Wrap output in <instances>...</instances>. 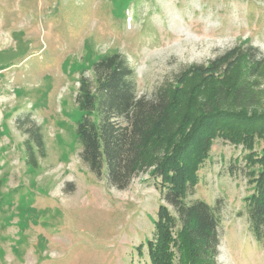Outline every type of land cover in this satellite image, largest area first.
I'll return each mask as SVG.
<instances>
[{"label": "rangeland", "instance_id": "1", "mask_svg": "<svg viewBox=\"0 0 264 264\" xmlns=\"http://www.w3.org/2000/svg\"><path fill=\"white\" fill-rule=\"evenodd\" d=\"M236 45L264 59V0H0V264H151L160 210L175 215L162 200L167 182L154 167L124 190L96 178L79 158L76 95L83 82L94 86L95 62L119 54L138 96L170 82L195 108L215 82L229 90L251 79L264 107V69L249 78L244 58L176 82ZM182 106L172 115L178 126ZM26 116L43 137L36 167ZM252 132L238 143L216 136L187 194L188 203L220 207L216 264H264V240L246 214L256 188L248 169L259 172L264 159V137Z\"/></svg>", "mask_w": 264, "mask_h": 264}, {"label": "trees", "instance_id": "2", "mask_svg": "<svg viewBox=\"0 0 264 264\" xmlns=\"http://www.w3.org/2000/svg\"><path fill=\"white\" fill-rule=\"evenodd\" d=\"M239 58L251 66L249 78L261 76L264 59L257 49L236 45L211 60L207 68H185L176 82L189 73H223ZM92 72L94 86L83 82L75 98L84 112L75 127L80 160L96 178L104 177L117 190L126 189L140 172L153 167L154 174L166 180L162 200L175 215L165 207L160 210L164 217L156 223V242L149 253L151 264H173V249L178 252L177 264H216L220 207L202 200L188 203L186 198L195 186L197 166L216 136L233 143L246 142L252 131L264 137L263 99L256 94L259 84L254 85L250 79L237 82L232 89L228 86V90L222 82H215L216 89L208 91L203 105L198 103L194 108L191 99H180V91L170 82L161 84L150 96H138L133 70L119 54L98 60ZM176 105H184L188 114L179 126L172 121ZM246 111L250 117L244 116ZM28 118L23 120L28 123L25 146L28 163L36 167L34 151L44 154L43 137ZM257 164H261L259 172L248 169L256 188L246 214L250 233L256 241H263L264 159Z\"/></svg>", "mask_w": 264, "mask_h": 264}]
</instances>
